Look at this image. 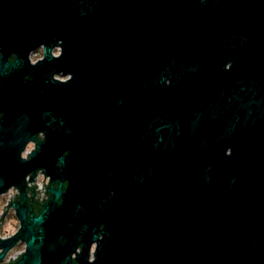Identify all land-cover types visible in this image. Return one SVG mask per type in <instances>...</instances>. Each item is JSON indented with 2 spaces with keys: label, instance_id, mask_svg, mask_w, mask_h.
Listing matches in <instances>:
<instances>
[{
  "label": "water",
  "instance_id": "obj_1",
  "mask_svg": "<svg viewBox=\"0 0 264 264\" xmlns=\"http://www.w3.org/2000/svg\"><path fill=\"white\" fill-rule=\"evenodd\" d=\"M125 3L23 21L28 44L63 40L47 62L74 78L0 88V197L18 189L0 227L19 222L0 260L264 264V0Z\"/></svg>",
  "mask_w": 264,
  "mask_h": 264
},
{
  "label": "flooded vegetation",
  "instance_id": "obj_2",
  "mask_svg": "<svg viewBox=\"0 0 264 264\" xmlns=\"http://www.w3.org/2000/svg\"><path fill=\"white\" fill-rule=\"evenodd\" d=\"M125 1L112 0L109 5H105L102 0H0V21H10V25L12 21V26H9L12 29L0 30V88L14 81L22 86L26 85V83H34L37 86V90L50 91L52 80L67 82L74 78L73 72L64 74L62 70L55 67V63L50 65L47 62V55L54 59L61 57L63 40L57 39L54 45H49L42 40L28 44L25 37L27 30L23 27V21L56 18L69 20L89 19L92 14H96V11H100L104 7H108L107 9L110 10H126L128 4ZM92 11L95 12L92 13ZM230 65L228 64L227 68ZM90 96V93H85L81 98L87 99ZM23 106L27 108V104H24V102ZM2 115L0 114V117ZM44 139L45 135L43 132L37 133L34 141L32 140L26 144L22 157L28 158L29 153L36 150V142H42ZM30 147L31 150H29ZM121 152L125 158L129 154L132 159L137 158L135 145L133 147L131 145L130 148L126 145H121ZM43 205L44 202H40L36 196L29 198V206L36 214L43 208ZM2 230L3 227H0V233H2ZM21 246L25 250L24 244H18L6 253L4 258L0 260V264L16 263L21 258L22 253L17 257H11V254L12 251ZM1 253L2 251H0Z\"/></svg>",
  "mask_w": 264,
  "mask_h": 264
},
{
  "label": "built area",
  "instance_id": "obj_3",
  "mask_svg": "<svg viewBox=\"0 0 264 264\" xmlns=\"http://www.w3.org/2000/svg\"><path fill=\"white\" fill-rule=\"evenodd\" d=\"M27 179H29V177ZM34 182H37V186H38V189L41 193L42 199L46 198L47 197V191L44 189V185H49V179L46 178L45 175H43L42 171H39L37 173L36 177L34 178ZM15 193H18V189L12 187L8 190L7 193L2 195L3 197H5V203H4L3 210L8 205L9 199H15ZM2 214H3V212L0 213V220H1ZM4 223H5V221L4 222L1 221V227H3ZM12 235H8V233H5V232H4V234L1 233V237H11ZM13 252L14 251H12V253ZM23 252L24 251H22L21 253H23ZM19 254L20 253H17L15 256L11 255V257H17Z\"/></svg>",
  "mask_w": 264,
  "mask_h": 264
},
{
  "label": "rangeland",
  "instance_id": "obj_4",
  "mask_svg": "<svg viewBox=\"0 0 264 264\" xmlns=\"http://www.w3.org/2000/svg\"><path fill=\"white\" fill-rule=\"evenodd\" d=\"M31 150V147L30 149ZM4 203H5V197H0V213L3 212V207H4ZM10 213L8 214V216L5 219V223L3 225V230L2 233H8V235H12L14 233L17 232L18 228H19V222L16 219L15 215H14V211L10 210ZM24 250V247L21 246L19 248H17L16 250H14V252L11 254L12 256H15L17 253H21Z\"/></svg>",
  "mask_w": 264,
  "mask_h": 264
}]
</instances>
